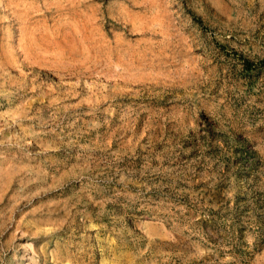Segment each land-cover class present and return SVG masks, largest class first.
Instances as JSON below:
<instances>
[{
    "label": "rangeland",
    "instance_id": "obj_1",
    "mask_svg": "<svg viewBox=\"0 0 264 264\" xmlns=\"http://www.w3.org/2000/svg\"><path fill=\"white\" fill-rule=\"evenodd\" d=\"M0 264H264V0H0Z\"/></svg>",
    "mask_w": 264,
    "mask_h": 264
},
{
    "label": "trees",
    "instance_id": "obj_2",
    "mask_svg": "<svg viewBox=\"0 0 264 264\" xmlns=\"http://www.w3.org/2000/svg\"><path fill=\"white\" fill-rule=\"evenodd\" d=\"M244 65H245V66H248V62H247V61H244Z\"/></svg>",
    "mask_w": 264,
    "mask_h": 264
}]
</instances>
